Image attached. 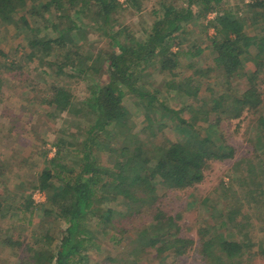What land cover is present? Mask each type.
Returning <instances> with one entry per match:
<instances>
[{"label": "trees", "instance_id": "16d2710c", "mask_svg": "<svg viewBox=\"0 0 264 264\" xmlns=\"http://www.w3.org/2000/svg\"><path fill=\"white\" fill-rule=\"evenodd\" d=\"M122 1L0 0V24L8 25L16 35L20 32L26 35L29 60H37L38 68L43 69L41 73L55 77L56 81L60 77L81 79L86 82L88 92V98L79 106L72 101L70 91L57 82L49 89L48 100L42 101L52 109L51 118L85 112L89 121L86 127L69 123L72 131L58 130L53 144L55 155L38 175L48 186L44 217L56 211L67 226L61 232L58 250L45 261L39 252L28 258L29 264H85L88 247L98 245L94 242L97 231L88 227V223L120 237L136 227H146L143 235L130 241L135 244L133 252L140 255V249H154L162 264L175 244L192 242L177 237L179 227L159 205L158 192L183 190L201 183L208 162L226 158L223 154L226 152L232 157L233 153L222 134L210 140L203 131L193 133V129L200 127L191 124V120L220 130L225 122L240 119L244 114L253 118L260 112L263 103L260 82L264 83V0H248L242 6L248 15L245 23L237 15L239 10L224 9L222 0H182L181 6L158 0L150 19L140 28L141 38L119 43L115 36H121L126 29L119 24V13L143 7L142 0ZM210 14H214L209 26L215 32L211 45L216 54L212 66L195 70L184 78L187 82H194V76L210 80L208 75L214 70L215 83L202 82L200 78L195 85H186L184 92L177 89L174 96L188 93V98L179 110H174L144 90L141 80L156 71L169 76L170 90L176 88L172 79L178 77L175 71L179 56L188 55L192 59L204 50L173 53L170 48L174 45L180 48L186 41L187 29ZM247 22L249 25L245 27ZM117 30L119 33L115 34ZM90 36L108 39L110 50L83 56L76 39L88 42L93 48L99 40L90 42L87 39ZM0 55H3L1 51ZM96 63L99 67L95 68ZM240 81L244 84L238 89L236 85ZM127 100L139 102L141 122L129 119ZM184 112L189 118L182 116ZM262 116H258L257 123L264 131ZM164 118L172 126H167ZM154 123L157 125L153 126ZM173 129L192 131L175 142V136L171 140L169 135ZM157 137H165L167 145L155 144ZM147 139H152L151 152L145 150L150 141ZM173 149L179 151L180 157L170 156ZM1 169L0 165V173ZM261 176L262 180L244 179L241 183L250 205L264 201V174ZM33 203L28 197V207ZM0 213L7 215L6 211ZM240 215L238 209L226 215L234 238L235 234L240 236L245 226L237 220ZM44 235L50 244V237ZM244 235L246 246H252L251 237L246 232ZM233 241L240 244L237 238ZM206 243V250H210L211 242ZM181 252L177 248L176 254L180 256ZM232 253L228 254L229 258L241 262L242 255ZM116 260L108 258L105 264H115Z\"/></svg>", "mask_w": 264, "mask_h": 264}, {"label": "rangeland", "instance_id": "374dc122", "mask_svg": "<svg viewBox=\"0 0 264 264\" xmlns=\"http://www.w3.org/2000/svg\"><path fill=\"white\" fill-rule=\"evenodd\" d=\"M168 1L179 6L183 4L182 0ZM247 1L222 0V3L224 9L232 12L239 10L237 15L245 23L248 15L242 6ZM157 3L158 0H142L143 7L140 10L131 8L119 13V24L126 29L121 36H115L116 41L125 43L129 38L140 39V28L150 19V12ZM213 18L214 14H210L206 19H198L187 29L185 43L180 48L171 46L170 51L173 53L187 49L193 53L195 48L204 50L200 56L192 59H189L188 55L179 56V65L175 71L178 77L172 79L176 88L170 90L169 76L160 75L156 71H151L149 76L141 80L140 84L144 90L156 95L158 102H164L166 106L179 110L188 98V93L174 96L177 89L184 92L186 85L193 86L202 78L194 76V82H187L184 76L212 66V58L216 54L211 39L215 32L209 22ZM248 25L249 22L245 27ZM117 32L118 30L115 34ZM17 34L8 25L0 24V51L3 53L0 55V211H6L7 214L0 213V264H29L28 258L39 252L45 261V258L58 250L63 234L61 232H64L67 225L56 211L53 215L44 217L43 209L48 207L49 193L48 189H45L48 186L38 175L46 166L47 160L55 155L53 144L57 140L58 130L69 128V123L86 127L89 121L85 112L79 116L66 113L52 118L49 116L52 109L42 101L48 100L52 85L59 82V85L70 91L72 101L80 106L88 98L87 84L76 78L60 77L56 81L55 77L44 76L41 73L43 69L38 68L37 60H29L26 35L24 36L23 32ZM87 39L90 42L98 39L99 42L91 48L88 42L82 43L77 38L76 42L81 46L83 56H94L98 50H110L108 39L93 36ZM189 64L193 65V68H189ZM94 67L99 65L96 63ZM249 67L246 65V68ZM215 76L216 72L213 70L208 75L210 80L202 78V82L210 81L214 84ZM243 84L244 81H240L236 86L240 89ZM260 84L263 103L259 108L260 112L253 118L244 114L240 119L223 123L220 130L217 127L208 128L207 125L196 124L191 120V124L200 127L193 129V133L203 131L210 140L222 134L221 138H224L233 153L232 157L226 152L223 153L226 158L208 162L201 183L183 190L158 192L159 205L166 214L174 218L179 227L177 237L192 242L184 245L179 243L177 246L175 244V248L167 252L162 264H264V201H251L252 204H248V197L243 195L241 185L244 179L262 180L261 175L264 174V131L257 123L260 114L264 118V83ZM138 104V101L134 103L128 100L125 103L129 119L133 122L143 120ZM182 116L189 118L186 112ZM165 119L164 123L172 126ZM156 125L157 123H154L153 126ZM69 130L72 131L70 128ZM189 131L173 129L169 132L170 139L175 136L173 140L176 142L178 137ZM167 142L165 137H157L155 144L165 146ZM146 145L145 150L151 152L152 139ZM216 146H219L218 141ZM102 154L105 155L104 152H101ZM170 156L178 158L180 153L173 149ZM28 197L34 202L31 207L26 204ZM237 209L241 212L237 217L238 222L245 224L240 236L234 232L240 244L233 241L236 238L230 235L233 231L227 226L226 216L229 211ZM87 226L97 231L94 242L98 245L88 247L85 253L88 261L85 264H105L108 258L117 259L115 264H128L133 261L140 264H159L160 259L154 249H140V255L133 252L135 244L130 241L143 235L146 227H136L120 237L114 235V232H104L102 226H95L94 223H88ZM245 232L251 237L252 246H246ZM44 234L50 237V244L46 242ZM41 237L43 238L40 239ZM206 241L212 244L210 250H206ZM177 248H181L183 252L180 256L176 254ZM232 252L242 255L241 262L229 258L228 254H233Z\"/></svg>", "mask_w": 264, "mask_h": 264}]
</instances>
